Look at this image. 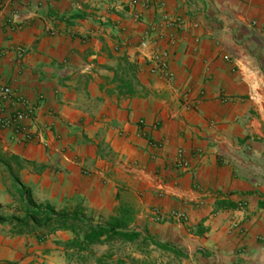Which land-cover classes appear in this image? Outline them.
Instances as JSON below:
<instances>
[{
	"label": "crops",
	"instance_id": "1",
	"mask_svg": "<svg viewBox=\"0 0 264 264\" xmlns=\"http://www.w3.org/2000/svg\"><path fill=\"white\" fill-rule=\"evenodd\" d=\"M148 35L172 81L149 74ZM0 84L38 135L0 129V216L26 210L3 159L36 206L108 231L0 225V264H264V0H0Z\"/></svg>",
	"mask_w": 264,
	"mask_h": 264
},
{
	"label": "built area",
	"instance_id": "2",
	"mask_svg": "<svg viewBox=\"0 0 264 264\" xmlns=\"http://www.w3.org/2000/svg\"><path fill=\"white\" fill-rule=\"evenodd\" d=\"M163 23L172 25L175 23L177 27L180 22H173L166 17L163 18ZM254 25V22H252ZM152 33L155 32L153 29ZM162 37L148 35L141 40L137 48L143 51L142 60L147 64L149 74L158 76L166 81H172L173 75L169 70V50L168 47H161ZM171 39L167 41V45H172ZM33 109L8 85L0 84V129L10 130L11 137L15 141L30 143L36 138L37 133L33 131L30 124ZM174 169L180 172H188L190 167L187 161L182 158V154L178 153L177 159L174 162ZM157 220L164 221H185L184 212L175 211L169 213H155Z\"/></svg>",
	"mask_w": 264,
	"mask_h": 264
},
{
	"label": "trees",
	"instance_id": "3",
	"mask_svg": "<svg viewBox=\"0 0 264 264\" xmlns=\"http://www.w3.org/2000/svg\"><path fill=\"white\" fill-rule=\"evenodd\" d=\"M19 170L21 168L20 161L18 158L12 156L9 159ZM2 163L7 168L10 176L18 183L19 191L18 194L22 200L25 201L26 210L25 217L23 219L12 217L10 220H5L0 216V225H11L15 224L18 226H25L31 223L36 228L52 227L63 229H84L86 230L83 235V241L87 244H100L103 242L102 237L108 233L104 226L99 224H91L86 219H81L75 215H59L49 206H36L27 196V191L19 184L16 173L9 167L6 160L2 159ZM114 229V228H113ZM108 237V236H107ZM166 248L164 246H161Z\"/></svg>",
	"mask_w": 264,
	"mask_h": 264
},
{
	"label": "rangeland",
	"instance_id": "4",
	"mask_svg": "<svg viewBox=\"0 0 264 264\" xmlns=\"http://www.w3.org/2000/svg\"><path fill=\"white\" fill-rule=\"evenodd\" d=\"M57 213V212H56ZM59 213V212H58ZM127 249V250H126ZM133 247H124V246H121V245H116L114 246L113 249V252L110 250V252H112V254L116 255V256H120L122 255L123 253L125 252H132L133 250ZM109 253V250L107 249H104V248H99L97 246H94L92 248H88L87 250H85L84 252H82V254H80L83 258H89L90 256L95 258L97 256H99L101 254L102 258L107 255ZM147 256L149 258V261H146L147 264H153L152 261L150 260V256H157V255H153V252H147ZM155 257H153L154 259ZM90 259V258H89ZM174 260V259H173ZM174 262V261H173ZM175 264V263H174Z\"/></svg>",
	"mask_w": 264,
	"mask_h": 264
}]
</instances>
